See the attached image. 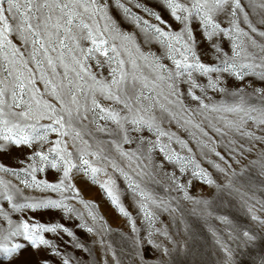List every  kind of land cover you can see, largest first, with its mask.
I'll list each match as a JSON object with an SVG mask.
<instances>
[{
  "label": "snow or ice",
  "instance_id": "1",
  "mask_svg": "<svg viewBox=\"0 0 264 264\" xmlns=\"http://www.w3.org/2000/svg\"><path fill=\"white\" fill-rule=\"evenodd\" d=\"M160 4L175 27L140 0H0V155L28 150L16 158L19 167L0 163V202L7 203V208L0 203V264H16L29 247L72 264L46 234L64 233L76 241V248H84L60 222L12 218L27 210H59L82 221L77 227L97 236L95 243L120 264L106 239L113 229L95 201L85 200L77 187L81 176L101 189L135 233L136 221L122 200L126 191L131 193L149 226L147 243L161 251L160 264H167L163 257L173 250L153 237L172 238L166 228L156 227L157 211L172 214L178 208L158 196L155 188L163 185L165 192H181L184 200L205 211L210 201L189 195L166 164L181 174L190 171L218 190L238 193L250 220L264 231V199L234 186L237 173L217 150L227 147L236 160L234 153L243 155L264 145V87L249 91L250 84L227 86L228 79L264 82V0ZM113 9L132 31L120 25ZM191 144L224 175L226 184L213 179ZM209 153L226 167L209 159ZM259 157L252 163L259 165L264 183V147ZM49 172L57 176L54 182L40 178ZM165 179L170 183L165 185ZM25 189L41 195H26ZM218 219L231 226L226 240L212 232L224 256L222 264H236L230 242L242 241L248 247L258 236L226 216ZM135 243L139 246L141 241ZM39 264L50 262L45 258ZM259 264H264V257Z\"/></svg>",
  "mask_w": 264,
  "mask_h": 264
},
{
  "label": "rangeland",
  "instance_id": "2",
  "mask_svg": "<svg viewBox=\"0 0 264 264\" xmlns=\"http://www.w3.org/2000/svg\"><path fill=\"white\" fill-rule=\"evenodd\" d=\"M141 3L148 7H151L154 11L159 12L165 20L169 23H175L171 20L169 14L163 9L160 4V0H140ZM247 0H244L246 4ZM140 15L147 17L146 14L140 12L138 9H133ZM251 18L255 19V13L252 9L247 8ZM114 18L120 23V25L128 30L132 31L133 26L125 21L118 10L113 9ZM153 22H155L153 20ZM227 47V42H225ZM153 51H159L158 45L151 46ZM147 50V49H146ZM207 60L208 58L205 57ZM206 83V80H202ZM249 91L252 88L264 87V82H260L255 78H246L244 82H237L232 79H228L227 86L235 88L238 86L247 87ZM212 95L211 92H209ZM216 99H219V95H215ZM189 102V101H186ZM174 131H179L173 126ZM184 138H187L186 134L181 133ZM257 134H260L259 132ZM219 139V138H217ZM240 143H244L245 147L250 145L241 140ZM227 144V141H224ZM193 147L196 152V158L201 162L213 179L219 184H226L227 180L223 174L218 172L210 164L206 163L200 156L199 151L194 144ZM264 145L257 144V147L252 152H244L243 155L234 153L236 160L240 163H236L229 156V150L227 147L221 145L217 150L228 160V163L232 165V169L235 170L237 176L234 178V186L241 188V191L247 192L249 196L255 195L257 199H264V183H261V177L259 175V165H254L253 161L259 160V148ZM28 150L25 148L23 151L13 150L8 155H0V163L11 167H19L16 158H23L24 154ZM209 159L220 163L222 167H226L224 161L219 160L218 157L209 153ZM165 168L168 172H175L181 183H184L187 187L189 195L194 199H206L210 201L208 209L205 211L202 205L194 204L191 200H184L183 193L172 191L165 192L164 186L155 188V192L158 196H164L172 201L173 207H177L176 213H168L163 210L157 211L158 219L156 221V227L161 229H167L172 241L166 240L159 234L153 237L156 243L167 245L172 251L171 256L163 257L167 264H222L224 256L219 246L215 243L216 236H213L212 232L215 231L217 236L222 239H227V232L231 229V226L222 223L218 217H228L233 224L247 228L257 234L258 239L254 245L244 247L242 241L230 242L231 246L235 250L236 264H259L261 257H264V231H262L254 222L250 220L246 213V208L243 206L242 201L238 193L231 189L218 190L215 186H209L203 183L198 178L191 175L190 171L181 174L174 165L166 164ZM244 170L243 176L240 175L241 170ZM5 179H12L13 183H18L14 178L10 176H4ZM40 178H46L50 182H54L57 176L49 172L47 176L41 174ZM191 182L190 184L188 182ZM77 187L80 188L82 196L85 200L95 201L99 206L98 213L103 215L110 227L113 229L110 235L106 239L112 244V248L116 253V258L120 261V264H160L162 253L159 249L147 243V233L149 231L148 223L143 219L142 213L139 212L136 207L133 197L130 192L126 191V194L122 197L125 207L130 211L132 218L136 221L137 232L133 233L129 225L128 220L120 215L118 211L111 205L101 189L88 181L87 178L81 176L76 181ZM118 183L122 189L126 190L125 183L122 179H118ZM170 181H164V184H169ZM21 187H23L21 185ZM25 194L32 196L41 195L39 192L31 189H25ZM54 197L56 194H52ZM3 203L7 208L6 202ZM75 204L74 201L70 202ZM77 208H81L80 205L75 204ZM195 209V211H193ZM210 212L211 215L207 213ZM27 218L35 219L40 222H60L69 227L77 237L78 241L84 245V248H76L75 243L71 237L61 233L59 236L55 234H46V238L52 239L54 243L59 246L62 256L67 255L72 258V264H115L110 252H106L99 244L95 243L98 239L97 236L87 233L77 227L82 221H77L75 217L69 219L62 211L59 210H37L35 212L27 210L23 213H13L12 218ZM89 224L91 221L89 220ZM187 227V231L185 228ZM141 241V244L137 246L135 241ZM240 244V247H237ZM87 249V251L85 250ZM48 259L50 264H62V258L52 255L51 253H45L42 251H36L27 248L16 264H39L42 259Z\"/></svg>",
  "mask_w": 264,
  "mask_h": 264
}]
</instances>
